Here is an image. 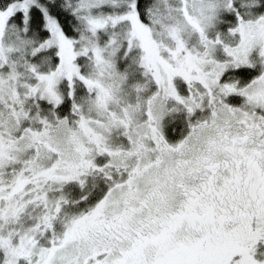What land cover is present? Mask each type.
I'll return each instance as SVG.
<instances>
[{"label": "snow or ice", "instance_id": "1", "mask_svg": "<svg viewBox=\"0 0 264 264\" xmlns=\"http://www.w3.org/2000/svg\"><path fill=\"white\" fill-rule=\"evenodd\" d=\"M0 264H264V0H0Z\"/></svg>", "mask_w": 264, "mask_h": 264}]
</instances>
